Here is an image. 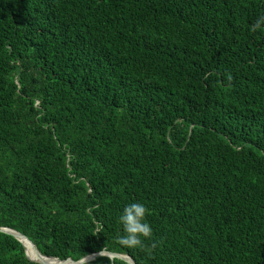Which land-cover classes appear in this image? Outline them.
<instances>
[{"label": "trees", "instance_id": "obj_1", "mask_svg": "<svg viewBox=\"0 0 264 264\" xmlns=\"http://www.w3.org/2000/svg\"><path fill=\"white\" fill-rule=\"evenodd\" d=\"M261 16L264 0H0V227L45 257L97 253L80 264H264ZM133 202L143 248L117 239ZM0 264L42 263L0 230Z\"/></svg>", "mask_w": 264, "mask_h": 264}, {"label": "clouds", "instance_id": "obj_2", "mask_svg": "<svg viewBox=\"0 0 264 264\" xmlns=\"http://www.w3.org/2000/svg\"><path fill=\"white\" fill-rule=\"evenodd\" d=\"M264 23V16H261L252 26L256 31ZM149 209L145 204L133 202L126 205L119 216L122 225L123 235L117 237L119 243L126 248H143L144 241L153 236L152 227L146 222Z\"/></svg>", "mask_w": 264, "mask_h": 264}, {"label": "water", "instance_id": "obj_3", "mask_svg": "<svg viewBox=\"0 0 264 264\" xmlns=\"http://www.w3.org/2000/svg\"><path fill=\"white\" fill-rule=\"evenodd\" d=\"M0 230L13 234L16 238H18L21 241L26 240L30 244L31 250L34 252V254H37L36 260L39 261L42 264H80L82 262H85V261L91 259L95 254H97V253H94V254L88 255V256H86L85 258H83V259H81L79 261H74L71 258H67L65 260H60L57 257H45V256L41 255L36 250V248L34 247V244L26 236H24L23 234L15 231V230H10V229H8L6 227H0ZM98 253H104V254H109V255H112V256L121 257V258L127 260L128 262H130L132 264H135L132 259H130V258H128V257H126L125 255H122V254L108 253L106 251H100ZM50 258L55 259L56 261H49L48 259H50Z\"/></svg>", "mask_w": 264, "mask_h": 264}, {"label": "bare ground", "instance_id": "obj_4", "mask_svg": "<svg viewBox=\"0 0 264 264\" xmlns=\"http://www.w3.org/2000/svg\"><path fill=\"white\" fill-rule=\"evenodd\" d=\"M23 242H24V244H25V246H26V251L28 252V256L30 257V258H34V259H36L37 257H35L32 253H30V251H29V249H28V245H27V242H26V240H23ZM49 261H52V260H55V259H52V258H50V259H48ZM56 261V260H55Z\"/></svg>", "mask_w": 264, "mask_h": 264}]
</instances>
